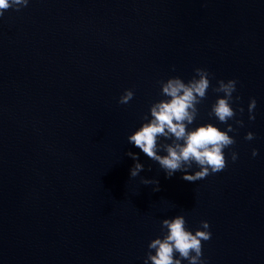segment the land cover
I'll return each instance as SVG.
<instances>
[{
  "label": "water",
  "instance_id": "water-1",
  "mask_svg": "<svg viewBox=\"0 0 264 264\" xmlns=\"http://www.w3.org/2000/svg\"><path fill=\"white\" fill-rule=\"evenodd\" d=\"M197 68L211 87L189 127L231 125L236 143L224 171L190 183L182 176L195 165L168 178L127 138L164 99L158 82L187 83ZM220 80L238 81L226 124L209 116ZM125 90L134 98L120 104ZM128 152L144 165L135 178ZM177 215L193 234L209 224L205 264H264V0H29L6 11L0 264H144Z\"/></svg>",
  "mask_w": 264,
  "mask_h": 264
},
{
  "label": "clouds",
  "instance_id": "clouds-1",
  "mask_svg": "<svg viewBox=\"0 0 264 264\" xmlns=\"http://www.w3.org/2000/svg\"><path fill=\"white\" fill-rule=\"evenodd\" d=\"M29 0H0V17L9 9L19 11L27 7ZM174 70V69H173ZM210 73L207 70L195 69V76L187 83L181 78H169L166 82L159 81L161 95L164 99L150 106V118L144 116L145 121L132 135L128 136V143L134 145L149 159L159 164L160 168L171 178L176 172L188 173L193 165L199 170L194 174L184 175L182 179L194 183L205 179L209 175L220 173L227 167L224 150L233 146L236 141L228 133L235 132L231 125L222 131L211 123L191 129L189 126L196 120L199 110L197 105L207 98V91L211 87ZM198 77V78H197ZM218 87L212 90L223 93V98H218L209 112L210 117H215L221 123L233 120L237 111L233 109V93L236 91L238 81H217ZM134 98L132 90H125L120 97V104H128ZM240 97H236L239 101ZM256 108V100L252 98L248 106L250 121L255 120L252 114ZM242 115L244 109H238ZM239 127H243V120H236ZM245 140H253L254 134L249 132ZM162 141H171L164 143ZM165 152L166 155H160ZM137 161L130 169V177H137L144 170V165L139 163V157L132 152L126 153ZM258 155L253 149L252 156ZM232 161L237 160V153L231 154ZM151 169L149 168V171ZM144 185H156L153 191H159L158 180L142 179ZM209 224L201 222L203 230L193 234L188 230L187 221L183 215L161 222V237L155 238L148 244V252L144 264H205L202 260L203 242L211 239ZM166 230V231H165ZM153 252L155 254H153Z\"/></svg>",
  "mask_w": 264,
  "mask_h": 264
}]
</instances>
